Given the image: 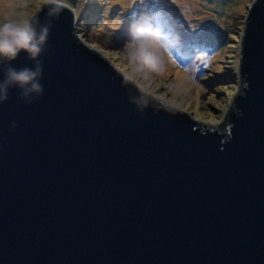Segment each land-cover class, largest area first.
<instances>
[{"label": "water", "instance_id": "obj_1", "mask_svg": "<svg viewBox=\"0 0 264 264\" xmlns=\"http://www.w3.org/2000/svg\"><path fill=\"white\" fill-rule=\"evenodd\" d=\"M48 45L44 94L0 103V264H264V0L219 124L138 89L76 11L52 20Z\"/></svg>", "mask_w": 264, "mask_h": 264}, {"label": "rangeland", "instance_id": "obj_2", "mask_svg": "<svg viewBox=\"0 0 264 264\" xmlns=\"http://www.w3.org/2000/svg\"><path fill=\"white\" fill-rule=\"evenodd\" d=\"M253 1L79 0L76 28L138 89L186 109L200 122L219 124L242 86L241 39ZM40 8V0H0V19L9 14L16 19L35 17ZM149 10L169 35L173 57H165L163 75L144 80L132 73L124 47L130 25Z\"/></svg>", "mask_w": 264, "mask_h": 264}, {"label": "clouds", "instance_id": "obj_3", "mask_svg": "<svg viewBox=\"0 0 264 264\" xmlns=\"http://www.w3.org/2000/svg\"><path fill=\"white\" fill-rule=\"evenodd\" d=\"M42 8H47V23L41 24L38 17L16 19L11 14L0 19V103L9 99V92L19 90L20 99L31 105L44 94V61L41 59L48 45L52 20L59 19L65 9L75 12L70 0H40ZM34 62V67L14 68L11 62L21 53ZM124 52L132 73L147 80L151 74L163 75L166 68L165 57H173L170 37L154 21L152 12L146 11L130 25ZM186 72L190 71L185 69ZM126 79L128 77L126 76ZM16 127L15 122L12 125Z\"/></svg>", "mask_w": 264, "mask_h": 264}, {"label": "bare ground", "instance_id": "obj_4", "mask_svg": "<svg viewBox=\"0 0 264 264\" xmlns=\"http://www.w3.org/2000/svg\"><path fill=\"white\" fill-rule=\"evenodd\" d=\"M122 4H123V3H122ZM7 6L9 7L10 5H7ZM7 6H6V7H7ZM6 7H5V8H6ZM8 7H7V9H8ZM8 10H10V9H8ZM101 54L104 55L105 57H107L105 54H103V53H101Z\"/></svg>", "mask_w": 264, "mask_h": 264}, {"label": "trees", "instance_id": "obj_5", "mask_svg": "<svg viewBox=\"0 0 264 264\" xmlns=\"http://www.w3.org/2000/svg\"><path fill=\"white\" fill-rule=\"evenodd\" d=\"M99 1H100V0H99ZM81 4H82V1H81ZM98 4H99V3H98ZM94 6H95V4H94ZM96 7H98V6H96ZM76 13H78V12H77V9H76Z\"/></svg>", "mask_w": 264, "mask_h": 264}]
</instances>
